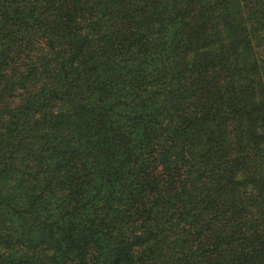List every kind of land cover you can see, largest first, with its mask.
<instances>
[{"label": "trees", "instance_id": "16d2710c", "mask_svg": "<svg viewBox=\"0 0 264 264\" xmlns=\"http://www.w3.org/2000/svg\"><path fill=\"white\" fill-rule=\"evenodd\" d=\"M0 264H264V0H0Z\"/></svg>", "mask_w": 264, "mask_h": 264}]
</instances>
